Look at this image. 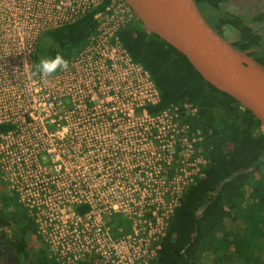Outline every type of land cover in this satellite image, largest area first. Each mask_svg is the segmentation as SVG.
Instances as JSON below:
<instances>
[{
  "label": "built area",
  "instance_id": "obj_1",
  "mask_svg": "<svg viewBox=\"0 0 264 264\" xmlns=\"http://www.w3.org/2000/svg\"><path fill=\"white\" fill-rule=\"evenodd\" d=\"M112 1L88 43L42 78L34 67L39 40L105 0H0V180L33 218L37 240L57 264H151L181 189L201 178L210 161L208 149L201 162L185 150L194 178L173 186L170 177L156 190L139 189L156 183L157 171L145 183L128 178L125 171L158 164L163 137L183 148L201 132L157 125L169 110L175 118L192 115L187 103L159 116L144 110L159 101L158 90L118 38L138 19L122 0ZM113 153H121L119 161ZM167 154L164 166H170ZM136 198L173 204L159 213L157 202L144 207ZM82 206L87 210L78 213ZM114 214L126 221L115 233L106 225Z\"/></svg>",
  "mask_w": 264,
  "mask_h": 264
},
{
  "label": "trees",
  "instance_id": "obj_2",
  "mask_svg": "<svg viewBox=\"0 0 264 264\" xmlns=\"http://www.w3.org/2000/svg\"><path fill=\"white\" fill-rule=\"evenodd\" d=\"M194 1L199 9L213 11L208 19L216 32L224 25L236 29L239 34L232 45L240 51L254 50L250 55L264 66L261 37L238 17L219 13L217 3L221 0ZM112 2L105 0L75 23L47 32L39 40L35 66L57 54L68 63L96 33L99 17L108 12ZM118 38L158 90L159 101L144 110L159 116L171 106L189 104L194 113H179L176 120L190 132L206 134L203 147L210 158L202 177L181 189L151 264H264V132L259 122L246 109L240 111L233 98L202 80L174 48L145 32L139 20L120 30ZM8 193L14 208L6 211L5 220L14 227L16 238L11 246L17 263L57 264L39 239L30 257L27 240L36 238L34 220ZM86 210L85 206L76 208L78 213ZM226 220L233 228L226 226ZM106 225L115 233L125 229L126 221L114 214Z\"/></svg>",
  "mask_w": 264,
  "mask_h": 264
},
{
  "label": "water",
  "instance_id": "obj_3",
  "mask_svg": "<svg viewBox=\"0 0 264 264\" xmlns=\"http://www.w3.org/2000/svg\"><path fill=\"white\" fill-rule=\"evenodd\" d=\"M142 24L184 56L199 76L249 111L264 132V66L220 36L194 0H122Z\"/></svg>",
  "mask_w": 264,
  "mask_h": 264
},
{
  "label": "rangeland",
  "instance_id": "obj_4",
  "mask_svg": "<svg viewBox=\"0 0 264 264\" xmlns=\"http://www.w3.org/2000/svg\"><path fill=\"white\" fill-rule=\"evenodd\" d=\"M235 4H236V6L234 5L233 7L237 10V12L240 13L241 16L247 18L248 22L253 26V28L256 32L258 31L259 33L264 35V4H262L260 2V0H237V1H235ZM258 14H262L263 17H261L260 19H257L259 16ZM38 44H37V46H38ZM36 50H37V47H36ZM35 53H36V51H35ZM34 67L36 70H38V68H37V66H35V64H34ZM173 114H176V111L169 110L167 112V114H166L167 116L165 118H163V119L159 118L157 120V125L159 127L180 128L179 127L180 123L176 120V118L173 116ZM199 136L201 137V139L196 140L194 145L189 141L188 143L182 144L183 148H181L178 145L177 147H179L180 150L178 148L177 151H176L177 147L174 149L172 146H169L168 141H166V139H165L166 137H163L164 141L159 142V148L157 151L159 153L158 164L156 166L152 167V166H147L146 165L147 163H146V164H143V167H135L134 172L125 171L126 174L129 175L128 178H130L132 176H136V177L138 176L137 178H140L141 182L145 183L147 180H149L150 176H152V178H153L155 175V172L157 171L158 172L156 174L157 182L156 183L150 182L149 183L150 186L146 185L144 188H140L139 190H141V191L142 190H145V191L156 190L159 187V185L162 184L161 183L162 181L169 180L170 177L175 178L174 183L171 184L173 186H175L176 183L182 182V180H188L189 178H194L193 175H191L192 171H193L192 170L193 167L188 165L191 162L190 161L191 156L185 150H190V152L193 151L194 157H198V159L201 162L203 160V156H205V154H206V148L203 147V143L206 139V134L200 133ZM168 151H169V156H170V160H171L170 166H164L163 162L168 155L167 154ZM199 151H200V154L198 153ZM133 152H135V151H133ZM133 152H130V153H133ZM188 154H189V156H188ZM111 158L114 161L120 160V156L117 153H113ZM121 159H124V157ZM126 160L129 161V158H127ZM197 165H199V163ZM103 166H106V163ZM117 166L111 167V168L117 169ZM199 166H201V165H199ZM139 171H141V172H139ZM183 178H186V179H183ZM0 183H2L1 180H0ZM95 184H102V183L95 182ZM2 185H3V183H2ZM92 186H94V185H92ZM3 187H4V185H3ZM132 190H133V188H132ZM135 202L140 203L144 207L146 206L147 203L151 204V202H155V203L157 202L155 206H156L158 212L163 213V212H167L166 209L168 208L169 204H173V199L164 198L162 200H151V199L136 198ZM162 208H165V210H160ZM226 226H228V228H231V227L233 228V224L229 220H226ZM123 233H126L125 230H123ZM29 244H30V248H31V250H30V254H31L30 257H31L32 254L38 248L39 242H36L35 238H31V239H29Z\"/></svg>",
  "mask_w": 264,
  "mask_h": 264
},
{
  "label": "flooded vegetation",
  "instance_id": "obj_5",
  "mask_svg": "<svg viewBox=\"0 0 264 264\" xmlns=\"http://www.w3.org/2000/svg\"><path fill=\"white\" fill-rule=\"evenodd\" d=\"M235 1L237 0H221L220 2L217 3L218 12L226 13L233 17H238L257 36L261 37L264 41V35L259 33L258 31L256 32L253 26L248 22L247 18L241 16L240 13H238L237 10L233 7L234 5L236 6ZM260 2L264 4V0H260ZM199 10L203 15V17L205 18V20L208 22V24L214 29V25L208 19L209 17H211V13H213V11L204 10V9L203 10L199 9ZM258 15L262 16V14H258ZM218 34L223 38H225L226 40H228L231 44H233L236 42L239 33L236 29L232 28L231 26L224 25L220 28V32ZM135 149L138 150V147L136 146ZM130 150H134V148L131 147ZM119 155H121V153H119ZM13 205H14L13 200L11 199L9 193L3 187L2 183H0V264H18L17 263L18 257L15 255L14 250L12 249L11 246L12 244L11 242L12 241L14 242V239L16 238V236L13 234L14 227L7 225L8 220H5L6 211L12 210V208H14ZM35 241L39 242L37 238H35ZM27 242H29V240H27Z\"/></svg>",
  "mask_w": 264,
  "mask_h": 264
},
{
  "label": "clouds",
  "instance_id": "obj_6",
  "mask_svg": "<svg viewBox=\"0 0 264 264\" xmlns=\"http://www.w3.org/2000/svg\"><path fill=\"white\" fill-rule=\"evenodd\" d=\"M64 66H66V61L61 55L57 54L50 59H42L37 68L41 77L44 78L53 73L57 68H62Z\"/></svg>",
  "mask_w": 264,
  "mask_h": 264
}]
</instances>
